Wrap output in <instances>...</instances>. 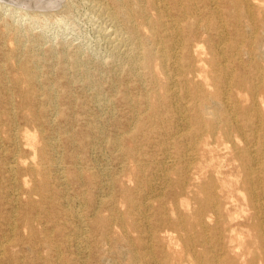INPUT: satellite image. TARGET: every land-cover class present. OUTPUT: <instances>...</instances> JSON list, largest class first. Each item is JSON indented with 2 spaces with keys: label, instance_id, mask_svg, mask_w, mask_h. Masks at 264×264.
I'll return each instance as SVG.
<instances>
[{
  "label": "bare ground",
  "instance_id": "bare-ground-1",
  "mask_svg": "<svg viewBox=\"0 0 264 264\" xmlns=\"http://www.w3.org/2000/svg\"><path fill=\"white\" fill-rule=\"evenodd\" d=\"M93 1L109 22L104 32L111 88L130 110L127 129L108 137L98 117L75 119L68 109L60 111L55 84L41 78L43 59L35 58V45L27 47L28 58H18L21 37L14 29L16 46L5 56L14 75L0 66V82L14 87H0V95L17 93L22 118L36 131L21 130L9 115L7 139L14 154L9 165L0 158V170L10 173L5 181L18 179L17 172L21 180L3 185L0 195L17 201L15 191H24L23 225L39 240L28 247L23 239L0 240V256H7L0 263L21 264L28 250L54 252L59 260L72 235L82 242L86 226L101 235L89 254L93 262L71 254L62 262L39 256L40 264H102L107 245L121 264H264V0ZM70 5V0H0L9 16L35 21L62 16ZM58 57L64 95L73 97L77 82L68 76L73 64L84 90L94 89L88 96L97 108L107 107V94L80 51ZM55 118L66 128L84 120L85 129L77 135L56 131ZM55 137L81 150L108 144L120 170L106 175L82 150L70 155L74 171L67 175L53 151ZM24 149L29 157L21 154ZM155 180L165 190L158 186L156 193ZM68 181L86 187L87 217L61 210L45 226L39 218L45 200L54 184L67 188ZM105 188L117 189L118 196L105 200ZM62 216L64 222L55 220ZM51 230L61 244L48 237Z\"/></svg>",
  "mask_w": 264,
  "mask_h": 264
},
{
  "label": "rangeland",
  "instance_id": "rangeland-1",
  "mask_svg": "<svg viewBox=\"0 0 264 264\" xmlns=\"http://www.w3.org/2000/svg\"><path fill=\"white\" fill-rule=\"evenodd\" d=\"M70 4V9L65 12V14L63 13L62 16H59L57 18H48L47 20L37 19L36 21L33 19L9 16L10 11L4 12L5 10H2L0 8V66H4L6 68V74L14 75L15 68L13 67L12 62L6 60L5 56L9 54L16 46L14 41L16 39L14 29H17L16 32L17 34H19V37H21V41L18 45V58L23 60L28 58L27 47L32 44L35 45V53H33L36 56L35 58L43 59H40V62L38 64L39 70L42 71V80L50 83L53 82L57 88V108L60 111H66V109H68L67 115L69 116V118L84 119L86 117H98L103 122H105L104 125L106 135L108 137H112L117 133V131H123L127 129V126H125V124L129 122L131 113L128 108L123 107L118 102V97L115 96L117 92H115L111 88L113 77H111L110 74L109 69L111 66L109 63L112 59L110 57V43H108V37L106 34V32H108L109 30L107 29L109 27V22L107 21V18L100 12V10H98V5L93 0H70ZM89 4H91L93 8ZM103 26L105 27L104 29ZM104 33L106 34V36ZM103 43H105L106 45ZM75 51H80L83 59L88 62L92 79L98 80L102 84L105 91L104 93L105 95L107 94L106 97H108L109 101L107 103V107L102 106L97 108L98 106H96L88 96V94L94 89L88 86V88L84 90V87H86L87 85L80 76L75 75V71L77 69L75 66H73V64L68 65V76L75 77V82H77L76 85L72 88L73 97L70 99L64 95L66 84L64 82V79L61 78L60 73L57 71L60 63L58 56H60L64 52L68 55H71ZM2 86L9 89L14 87V84L7 81L3 85L0 82V87ZM124 87V84H118V89H124ZM5 92L6 91H4V95H0V112L6 110L7 113L9 112L10 114H0V146L3 148L2 150H0V158L2 160H6L7 165H9L10 163H12V155L14 154V147L10 143L9 139H7V132H9L7 131V129L9 130V115L10 117L13 116L16 118L21 130L29 129L32 132H35L36 129L33 125H30L23 120L21 109L19 108V95L17 93H14L13 95L10 94V96ZM10 97L14 101L13 104L7 103ZM57 120L59 119L57 118ZM57 120L55 118L54 121V128L56 131L58 130L63 132L64 130H67L71 134L77 135V133H81L85 129L83 125L84 120L75 123L73 126H71V128L70 126L68 128H66L64 125L60 126ZM118 123H120L121 126ZM117 125L120 127H117ZM46 131L47 133H50L49 128L46 129ZM63 139V137H55V139L53 140L55 149L53 151L57 155L59 161L62 158L60 164L65 168V173L68 175L71 174L70 172L74 171V168H72L70 155L80 154L82 153L81 151L83 149L81 150V148H79L77 144L67 145L66 143H64ZM83 151L87 152L88 158L90 157L91 162L93 161L92 164L95 167L103 170L106 175H114L118 170H120L119 164L114 158V154L110 150L108 144L99 143L95 145L94 150L93 148H91V146H89ZM21 154L26 157L30 156L29 150L27 149H24ZM17 173V177L19 175L18 179H7V181H5V176H9L10 173H7L6 170H0V188L3 187V185L5 186L4 189L7 187L17 186L19 181L21 180L20 173ZM67 183H69L67 188L56 187L54 184V188L51 190V195H49L45 200L43 204L44 209L39 217L41 221H44L45 226L49 219V215L53 214V212H56V214L58 213L59 215L62 212L61 210H66L67 212L69 211L68 213L70 214L79 213L83 216V218L87 217V213H89L90 210L87 204L89 200L86 199L87 195H84L82 193V191L85 190L86 187L77 186L73 181H68ZM153 185L154 190L156 189V193L161 190L159 189L161 187H163L162 189L165 190V187L161 180H155ZM134 186L135 184L131 183V187ZM146 192L148 193L150 191L147 189ZM15 193H17L18 195L15 194L14 196L19 198V200L17 201L13 196H8V198H5L0 195V240L23 239V241L28 242L25 245L26 247H28V244L37 245V240H39V238L37 237L36 239H32L30 237L29 230L23 225V216L28 213L25 210L24 205V201L26 200L27 196L24 194V191L22 189L16 190ZM148 194L153 195L152 193ZM110 195H112L113 197H117V189L105 188V200H109ZM35 199H39V196L35 195ZM106 213L109 215V212ZM55 220L62 223L66 220V218L62 216L61 218L59 217V220H57V218ZM50 224L51 223H49L48 225ZM36 227L41 231L42 226L36 225ZM82 228L84 233L86 234L84 237H82V242H77L79 238L75 235H72L70 237L71 242L68 244L69 246H63L62 248L61 252L63 253L61 258L63 259L60 258L58 260L59 257H57V254L54 252L42 251V253H40L39 255L33 251L28 250L25 254L21 253V264H40L42 259L39 256L43 257V259L52 258V260L56 262H62L63 260L70 261L71 254L76 258H82V260L86 261V263L88 261L90 263L93 262L94 259L91 258L89 254L93 249V241L101 239V235L97 232L95 233L94 231L90 232L89 228L87 230L86 226ZM65 230L68 231L67 229ZM43 235L45 234L39 235V237L43 238ZM47 235L48 237H51L56 243L61 244L60 239L57 237L54 231H48ZM88 241L90 242L89 247L86 245ZM105 247L108 251L107 256L102 261V264H121L123 259L121 257H118L117 255L112 254V251L110 252L111 247L109 245ZM79 250L82 251L80 255L77 253ZM5 257L7 256L2 255L0 256V259L5 260Z\"/></svg>",
  "mask_w": 264,
  "mask_h": 264
}]
</instances>
